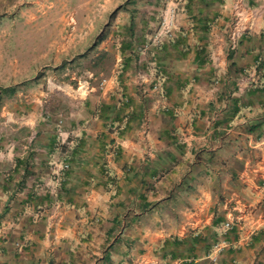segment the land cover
<instances>
[{
    "label": "crops",
    "instance_id": "0c3cea01",
    "mask_svg": "<svg viewBox=\"0 0 264 264\" xmlns=\"http://www.w3.org/2000/svg\"><path fill=\"white\" fill-rule=\"evenodd\" d=\"M240 1L255 29L231 51ZM76 5L69 56L105 32L111 66L55 86L52 122L0 101L1 130H31L0 136V264H264V0Z\"/></svg>",
    "mask_w": 264,
    "mask_h": 264
},
{
    "label": "rangeland",
    "instance_id": "374dc122",
    "mask_svg": "<svg viewBox=\"0 0 264 264\" xmlns=\"http://www.w3.org/2000/svg\"><path fill=\"white\" fill-rule=\"evenodd\" d=\"M51 3L54 5L47 17L36 20L31 27V16L38 15L41 9L35 0H0V91L2 93L10 88L7 87L9 85L17 89L11 93V100L7 98L10 94L3 92L4 97L0 101L1 106L14 105L20 110L18 116L4 117L7 125L22 122L28 113L33 112H37V115L32 114V118L37 116L38 119L52 122L53 107H60L64 102L63 93L55 86L58 87L64 82L74 86L78 80L87 77V71L108 70L111 66L112 56L105 55L104 52L97 55V52L93 51L104 40L98 43L97 39L101 35L106 37L105 32L96 37L94 44L85 54L74 56L73 59L70 57L73 55L70 52L77 49L81 43L79 37L82 34L75 28V22L82 18L76 17L77 8H81V5H76L77 0H51ZM235 12L233 10L226 29L236 21ZM166 22L171 30L170 21ZM90 23L87 21L82 24L90 26ZM245 24H251L249 31L255 29L252 22L245 21ZM224 35L227 40L226 32ZM67 58H71V61L65 60ZM95 58L103 59L99 67L92 64ZM70 77L75 80L71 81ZM49 78L54 80L50 81ZM30 133L31 130L28 132L0 129V136L4 135V141L13 137L30 136Z\"/></svg>",
    "mask_w": 264,
    "mask_h": 264
},
{
    "label": "built area",
    "instance_id": "2783aa9c",
    "mask_svg": "<svg viewBox=\"0 0 264 264\" xmlns=\"http://www.w3.org/2000/svg\"><path fill=\"white\" fill-rule=\"evenodd\" d=\"M241 8V9H240ZM235 19L236 21L233 22L227 29H226V34H227V40H228V47L231 51H234L238 44L239 41L241 39V37L250 29L251 24L246 25L245 22L243 21V12L248 14V8L247 7H243L242 6V2L240 1L237 4V8L235 9ZM249 26V27H247ZM162 29L164 31V33H168L169 29H168V23L166 21H163V25H162ZM106 81L103 79L102 81L99 82L100 87H104ZM153 90L155 92H159V85H155L153 87ZM68 165H66L64 168H67ZM233 226V220L229 219L227 222H225L223 224V228L225 230H231ZM215 250L218 251L219 250V246L215 245ZM213 260L215 261L216 259L213 258Z\"/></svg>",
    "mask_w": 264,
    "mask_h": 264
},
{
    "label": "trees",
    "instance_id": "16d2710c",
    "mask_svg": "<svg viewBox=\"0 0 264 264\" xmlns=\"http://www.w3.org/2000/svg\"><path fill=\"white\" fill-rule=\"evenodd\" d=\"M246 34V33H245ZM242 38V37H241ZM104 39V35H101L98 39H97V42L99 43L100 41H102ZM241 40V39H240ZM240 42V41H239ZM15 88L14 87H10V88H8V89H5V91L4 92H7L8 94H11V93H13V92H15Z\"/></svg>",
    "mask_w": 264,
    "mask_h": 264
}]
</instances>
